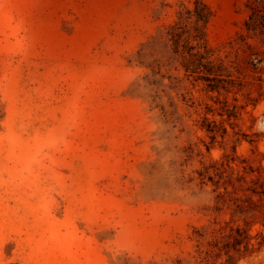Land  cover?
I'll list each match as a JSON object with an SVG mask.
<instances>
[{"label": "rangeland", "instance_id": "rangeland-1", "mask_svg": "<svg viewBox=\"0 0 264 264\" xmlns=\"http://www.w3.org/2000/svg\"><path fill=\"white\" fill-rule=\"evenodd\" d=\"M253 189L264 0H0V264H264Z\"/></svg>", "mask_w": 264, "mask_h": 264}, {"label": "trees", "instance_id": "trees-1", "mask_svg": "<svg viewBox=\"0 0 264 264\" xmlns=\"http://www.w3.org/2000/svg\"><path fill=\"white\" fill-rule=\"evenodd\" d=\"M251 193L253 195H264V189L262 191H257L255 189L251 190ZM218 200L222 201L223 205H228V207L230 209H233V207H235V209L233 210L234 214L237 215V209H239V205H238V199H227L225 195H220L218 197ZM226 227H221L219 229L220 234H225L226 233ZM228 236L229 239H233V243H237V246H235L234 251H240V247L242 245H244L247 249H249V254L246 257H252L253 255L259 253L262 249V247L264 246V237L262 234H259V238H261L260 241H258L255 244H252L251 241L253 240V238L249 237V236H244V233L241 232L240 229H236L235 233H234V229H231V232L229 235H226V237ZM246 241V242H244ZM224 250H226V253H230L231 250L229 249V247L227 248V245H225Z\"/></svg>", "mask_w": 264, "mask_h": 264}]
</instances>
